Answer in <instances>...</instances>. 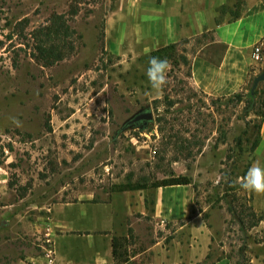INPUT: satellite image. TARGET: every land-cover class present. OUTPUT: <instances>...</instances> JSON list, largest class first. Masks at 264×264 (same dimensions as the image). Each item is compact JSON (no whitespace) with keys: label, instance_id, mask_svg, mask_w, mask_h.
<instances>
[{"label":"rangeland","instance_id":"rangeland-1","mask_svg":"<svg viewBox=\"0 0 264 264\" xmlns=\"http://www.w3.org/2000/svg\"><path fill=\"white\" fill-rule=\"evenodd\" d=\"M114 2L84 6L73 51L46 66L32 32L69 0H0V264H264V215L237 183L264 119V81L250 93L264 63L241 99L207 95L182 41L154 90L158 47L118 52L105 37ZM142 109L152 119L128 124ZM171 174L191 182L151 186ZM112 236L126 245L116 259Z\"/></svg>","mask_w":264,"mask_h":264},{"label":"crops","instance_id":"crops-1","mask_svg":"<svg viewBox=\"0 0 264 264\" xmlns=\"http://www.w3.org/2000/svg\"><path fill=\"white\" fill-rule=\"evenodd\" d=\"M104 33L118 52L195 44L189 53L191 85L207 95H229L258 71L252 51L264 41V0H115ZM255 162L264 167V120L247 169ZM244 194L251 209L264 215V195Z\"/></svg>","mask_w":264,"mask_h":264},{"label":"trees","instance_id":"trees-1","mask_svg":"<svg viewBox=\"0 0 264 264\" xmlns=\"http://www.w3.org/2000/svg\"><path fill=\"white\" fill-rule=\"evenodd\" d=\"M100 0H69L68 10L66 13L52 12L44 24L35 28L32 32L33 52L32 57L42 65H52L62 60L71 53L74 49V39L78 36L75 30L70 25V21L74 18L86 5H94ZM88 12L91 11L86 7ZM178 44L171 43L165 46L158 47L151 52L152 57L167 59L172 66H178L180 58L178 53ZM251 89V88H250ZM251 93V92H250ZM233 98L241 99L239 93L232 94ZM264 120V119H263ZM132 124L140 125L139 122ZM258 136L253 142L252 150L255 147ZM245 174V173H244ZM191 179L187 175H169L167 177L156 179L151 182V186L155 188L180 186L190 184ZM142 187L138 184H127L122 187V190H132ZM23 196V193H20ZM251 212L254 211L249 207ZM124 240L121 241L118 237L111 238V254L112 258L116 259L119 255V249H125Z\"/></svg>","mask_w":264,"mask_h":264},{"label":"clouds","instance_id":"clouds-1","mask_svg":"<svg viewBox=\"0 0 264 264\" xmlns=\"http://www.w3.org/2000/svg\"><path fill=\"white\" fill-rule=\"evenodd\" d=\"M170 70V63L167 59L151 57L146 70L147 80L154 90L162 91L167 83V73ZM12 123L21 127L22 122L12 117ZM239 188L246 194L264 195V167L259 162L253 163L247 172L238 178Z\"/></svg>","mask_w":264,"mask_h":264},{"label":"water","instance_id":"water-1","mask_svg":"<svg viewBox=\"0 0 264 264\" xmlns=\"http://www.w3.org/2000/svg\"><path fill=\"white\" fill-rule=\"evenodd\" d=\"M264 81V69L262 72L257 74L252 81L250 92L253 93L259 82ZM152 119V112L150 109H142L135 113L132 118L128 121V124H132L134 122L142 120V125L144 126L148 121Z\"/></svg>","mask_w":264,"mask_h":264},{"label":"built area","instance_id":"built-area-1","mask_svg":"<svg viewBox=\"0 0 264 264\" xmlns=\"http://www.w3.org/2000/svg\"><path fill=\"white\" fill-rule=\"evenodd\" d=\"M263 55H264V41H261L260 43H258L253 47L252 58L256 63L260 61L262 62Z\"/></svg>","mask_w":264,"mask_h":264},{"label":"flooded vegetation","instance_id":"flooded-vegetation-1","mask_svg":"<svg viewBox=\"0 0 264 264\" xmlns=\"http://www.w3.org/2000/svg\"><path fill=\"white\" fill-rule=\"evenodd\" d=\"M140 121H142V120H140ZM137 122H139V121H137Z\"/></svg>","mask_w":264,"mask_h":264}]
</instances>
